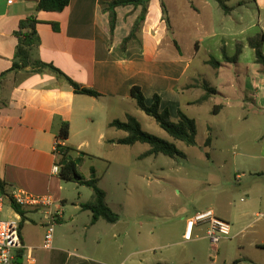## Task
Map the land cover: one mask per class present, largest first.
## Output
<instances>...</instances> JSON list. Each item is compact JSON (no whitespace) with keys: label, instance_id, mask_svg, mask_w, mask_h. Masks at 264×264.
Listing matches in <instances>:
<instances>
[{"label":"crops","instance_id":"obj_1","mask_svg":"<svg viewBox=\"0 0 264 264\" xmlns=\"http://www.w3.org/2000/svg\"><path fill=\"white\" fill-rule=\"evenodd\" d=\"M8 1L0 0V181L9 191L49 196L54 201L52 209L60 208L63 212L55 226L57 231H54L51 248L44 249L43 209H25V221L20 229L23 246L31 250L35 264H173L167 259L152 260L151 248L138 249L134 243H118L115 225L105 227L102 219L91 223V213L81 209L84 203L72 202L73 210L84 214L82 221L79 213L65 216L68 199L61 195L63 181L59 175L51 173L52 166L59 162L54 152L56 136L62 123H67L68 138L60 141V145L73 149V158L93 157L98 150H118L121 145L114 141L126 134L109 127V123L133 115L130 112L136 108L130 96L133 86L141 89L147 105L157 94L160 109H168L171 120L176 121L183 92L195 93L187 102L190 106H197L193 103L204 93L195 79L189 81L186 77L191 62L184 56L179 40L192 41L195 51L205 44L210 55L205 65L209 66L207 61L211 58L219 62L218 68L209 66L218 77L222 68L237 65L247 50L254 54L248 40L257 34L264 35V31L261 29L260 33L249 36L247 25L242 23L241 17L232 15L234 8L228 6L226 0H222L228 8L226 13L215 0H163L169 19L167 28L159 0H150L138 33L141 43L130 42L123 53L121 43L130 33L140 13L139 7L115 9L116 23L111 36L104 8L113 0H70L62 13L36 12L39 0ZM254 3L260 12L264 3L260 5L257 0ZM214 4L222 14L221 19L215 18ZM237 5L240 8L241 5ZM31 15L39 21L36 26L39 45L31 51L33 54L35 50L32 60L53 65L79 86L97 92L99 97L75 93L50 69L27 67L9 72L15 61V32L19 22ZM52 24H56V30ZM237 50L235 63L223 61V53L230 58ZM212 53H220L221 58L216 59ZM252 63L255 66L248 69L245 77V86L252 91L247 100L258 102L263 109L264 75L260 65L255 63V56ZM207 83L215 89L216 95L206 102L219 94L217 87ZM214 106L223 109L222 105ZM110 132L113 133L109 135ZM238 156L244 157L249 167H264V136L260 148ZM248 171L256 176L263 173L254 169ZM255 178L259 177L249 179L244 172L236 174L230 190H224L222 209L213 203L207 210L230 225V236L223 240L234 248L233 255L238 258L215 257L191 262L264 264V216L255 217L258 214L256 201L263 203L264 209V185L256 188ZM240 195L245 200L240 198L238 201L243 204L237 206L235 197ZM11 211L5 219L20 218ZM250 216L254 218L252 221ZM206 229L205 224L196 226L197 240L205 239ZM194 230L192 227L191 233ZM144 253L149 256L142 257Z\"/></svg>","mask_w":264,"mask_h":264},{"label":"rangeland","instance_id":"obj_2","mask_svg":"<svg viewBox=\"0 0 264 264\" xmlns=\"http://www.w3.org/2000/svg\"><path fill=\"white\" fill-rule=\"evenodd\" d=\"M257 1L260 5L264 3V0ZM226 4L234 8L232 15L241 17L242 23L247 25L249 36L260 33L261 29L264 31V7L259 12L254 0H226ZM237 4L241 5L240 8ZM214 5L215 18L221 19L222 14L217 4ZM179 45L191 62L187 79H195L198 88L209 81L219 91L217 96L202 106L188 105L195 93L183 92L181 110L196 122V145L188 147L173 141L152 118L137 108L130 109V112L144 131L174 143L186 158L172 159L158 155L142 161L138 157L148 149V145L137 143L131 147L119 146L118 150H98L93 157H76L77 173L85 179L96 178L97 186L105 192L108 207L118 215V221L114 224V231L118 233L117 242L134 243L138 249L151 248L150 256L144 253L142 257L167 259L173 264H195L191 261L215 257L238 258L233 255L234 248L223 239L217 246H212L206 237L197 240V225L188 239L185 234L188 218L209 210L213 203L222 209L224 190H230L236 174L244 172L249 179L259 177L255 178L256 188L264 185V167H249L246 159L238 156L241 152L260 148L264 136V108L254 100H247L252 91L245 86L247 71L255 66L252 63L254 54L247 50L237 65L222 68L220 75L215 77L212 68L205 65L210 56L205 44L198 51L194 50V44L189 40L181 39ZM211 56L221 58L220 53H212ZM214 105L223 106L217 116L212 114ZM208 129L211 143L209 147H204ZM249 168L263 173L256 176L253 171H248L253 170ZM61 185V195L68 199L65 216L79 213L82 221L84 214L73 210L72 202H91L92 190L70 182ZM240 198L245 200L243 195L235 197L237 206L243 204L238 201ZM262 207L263 203L256 201L258 214H264ZM11 210L9 203L5 202L0 218L10 216ZM253 219L250 216V221ZM103 223L109 227L108 223Z\"/></svg>","mask_w":264,"mask_h":264},{"label":"trees","instance_id":"obj_3","mask_svg":"<svg viewBox=\"0 0 264 264\" xmlns=\"http://www.w3.org/2000/svg\"><path fill=\"white\" fill-rule=\"evenodd\" d=\"M70 0H39L36 6V12H49V13H62L64 12ZM150 0H113L106 4L104 12L108 15L109 31L112 36L116 23L117 7L132 6L133 8H140V13L137 16L130 33L123 39L121 43V50L124 53L126 46L130 42L141 41L138 38V33L141 30L145 16L147 14V7ZM219 7L226 13L228 12L227 6L222 0H215ZM162 19L165 21L167 28H169V19L166 9V5L163 0H159ZM39 21L35 15H31L21 20L18 25V29L15 32L17 38V45L15 49V61L12 64L9 72H16L24 68L30 67L31 69H50L59 79L66 81L74 90L75 93L90 96L99 97L100 95L92 89L84 88L75 83L61 70L54 67L51 64L42 63L40 61H33L31 51L34 47L39 45V37L37 35L36 26ZM54 30H56V24H52ZM174 45L177 47L176 43ZM248 45L254 51L255 63L260 65L262 73L264 75V35L255 36L248 40ZM239 51L237 50L234 56L227 57L223 53V61L227 63H235L238 59ZM207 64L212 68H218L219 62L211 58L207 61ZM202 89L203 95L195 101L193 104L200 106L206 102L211 96L216 95L214 88L210 87L207 82H203ZM131 99L134 101L136 108L144 113L146 116L152 118L155 123L162 129L173 141L181 142L186 146L196 145L197 127L193 118L187 116L182 110H177V120L172 121L168 109H160V97L155 94L152 97V102L147 105L141 89L138 86H133L130 90ZM221 106H214L212 114L216 115ZM109 127L115 130L122 131L126 135L125 137L114 141L121 146H133L137 143L148 145V150L139 155L138 159L142 160L148 157H157L163 155L168 158L185 159L186 155L183 151L179 150L172 142L165 141L152 135L142 129L141 124L133 115H126L123 121L113 120L109 123ZM210 129H208V137L204 142V147H209L211 143ZM69 127L67 123H62L58 134L57 140L65 141L68 138ZM74 150L69 147L59 145L58 156L60 172L59 178L63 182L76 183L90 188L93 192V200L89 203L81 205V209L89 211L91 213V223H95L97 220L102 219L108 224H115L118 221V215L115 214L107 205L105 201V192L97 186V179L92 177L88 180L83 178L77 173V164L75 158H73ZM74 176L79 177L75 179ZM0 195L6 197V202L9 203L11 209L20 216V229L25 221L26 210L19 207L10 197V191L7 190L6 185L0 181ZM240 261H235L232 264H239Z\"/></svg>","mask_w":264,"mask_h":264},{"label":"built area","instance_id":"obj_4","mask_svg":"<svg viewBox=\"0 0 264 264\" xmlns=\"http://www.w3.org/2000/svg\"><path fill=\"white\" fill-rule=\"evenodd\" d=\"M8 3H11V0ZM59 145L60 141L56 140L54 152L57 155ZM59 172L60 165L57 162L52 166L51 173L59 175ZM10 197L22 209H43L44 233L42 247L50 249L53 244L55 226L63 214L62 210L60 208L52 209L54 201L49 196H35L12 190L10 191ZM5 202L6 197L0 195V215L4 210ZM263 216L264 214H258L256 217L262 218ZM201 224L207 226L206 238L212 246H217L220 240L230 236V225L217 218L212 211H205L197 213L187 222L185 238L190 237L192 227ZM0 264H35V258L31 250L26 249L21 242L20 218H0Z\"/></svg>","mask_w":264,"mask_h":264},{"label":"water","instance_id":"obj_5","mask_svg":"<svg viewBox=\"0 0 264 264\" xmlns=\"http://www.w3.org/2000/svg\"><path fill=\"white\" fill-rule=\"evenodd\" d=\"M74 178H75V179H79V177H77V176H74Z\"/></svg>","mask_w":264,"mask_h":264}]
</instances>
